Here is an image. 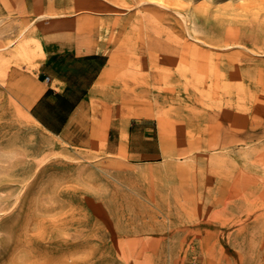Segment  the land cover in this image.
<instances>
[{
	"label": "rangeland",
	"instance_id": "374dc122",
	"mask_svg": "<svg viewBox=\"0 0 264 264\" xmlns=\"http://www.w3.org/2000/svg\"><path fill=\"white\" fill-rule=\"evenodd\" d=\"M90 1L128 17L166 164L82 153L12 102L9 66L41 50L23 18ZM2 32L0 264H264V0H0Z\"/></svg>",
	"mask_w": 264,
	"mask_h": 264
},
{
	"label": "crops",
	"instance_id": "0c3cea01",
	"mask_svg": "<svg viewBox=\"0 0 264 264\" xmlns=\"http://www.w3.org/2000/svg\"><path fill=\"white\" fill-rule=\"evenodd\" d=\"M102 9L90 1L77 13L23 18L29 26L22 35L37 40L41 50L34 67L18 61L9 66L12 102L39 129L82 153L106 152L109 162L130 167L166 164L160 158L172 148L157 113L147 107L146 69L130 64L128 17ZM15 35L2 32L0 47L8 50L4 45ZM133 77L138 84L132 90ZM180 161L169 163L179 170Z\"/></svg>",
	"mask_w": 264,
	"mask_h": 264
},
{
	"label": "bare ground",
	"instance_id": "6f19581e",
	"mask_svg": "<svg viewBox=\"0 0 264 264\" xmlns=\"http://www.w3.org/2000/svg\"><path fill=\"white\" fill-rule=\"evenodd\" d=\"M22 52L29 55V56H34V57L36 54H38V53H35V51L30 50L28 44L25 45V47L22 49ZM3 263H5V262H3Z\"/></svg>",
	"mask_w": 264,
	"mask_h": 264
},
{
	"label": "built area",
	"instance_id": "2783aa9c",
	"mask_svg": "<svg viewBox=\"0 0 264 264\" xmlns=\"http://www.w3.org/2000/svg\"><path fill=\"white\" fill-rule=\"evenodd\" d=\"M46 80H50V77L49 76H46Z\"/></svg>",
	"mask_w": 264,
	"mask_h": 264
}]
</instances>
